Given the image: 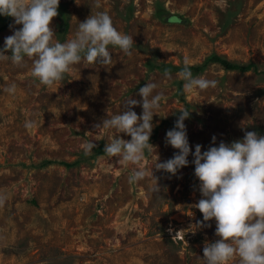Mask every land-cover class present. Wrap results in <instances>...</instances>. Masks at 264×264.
Here are the masks:
<instances>
[{
    "label": "rangeland",
    "instance_id": "rangeland-1",
    "mask_svg": "<svg viewBox=\"0 0 264 264\" xmlns=\"http://www.w3.org/2000/svg\"><path fill=\"white\" fill-rule=\"evenodd\" d=\"M78 2L60 0L54 40L72 38L79 21L106 11L133 37L131 54L109 45L110 65L82 60L51 85L32 76L31 59L22 66L0 59V264H205V242L218 237L214 218L198 225L194 157L175 175L154 165L178 151L166 133L181 108L190 110L184 123L192 151L246 131L264 134V0ZM21 26L0 15V47ZM214 55L254 66L226 68ZM185 57L194 76L217 86L186 92ZM148 81L157 85L153 95L162 94L153 150L137 164L109 157L103 150L116 130L95 126L122 111L129 97L141 100L139 88ZM13 84L14 92L6 91ZM89 141L96 147L86 155ZM137 168L147 174L130 183ZM155 176L159 192L150 188Z\"/></svg>",
    "mask_w": 264,
    "mask_h": 264
},
{
    "label": "clouds",
    "instance_id": "clouds-1",
    "mask_svg": "<svg viewBox=\"0 0 264 264\" xmlns=\"http://www.w3.org/2000/svg\"><path fill=\"white\" fill-rule=\"evenodd\" d=\"M59 3L60 0H0V15L14 17V24L22 25L4 38L0 59L10 58L18 66L24 64L26 57L31 59L32 76L42 84L51 85L62 79L71 65L82 60L110 65L109 45L131 54L133 37L119 31L106 11H92L85 20L79 21L72 38L63 42L54 40L51 21L58 14ZM7 50H11L10 55L6 54ZM181 72L186 92L217 86L214 79L194 76L188 57L184 58ZM156 87L148 81L139 88L141 100L129 97L122 111L108 112L107 118L95 126L97 130H116L117 134L107 139L104 147L109 157L137 164L146 150H153L152 121L155 114H160L157 109L162 98L161 93L153 95ZM14 90V84L6 87L10 93ZM138 104L143 109L140 115L132 107ZM179 110L175 126L166 133V143L178 151L166 161L161 162L158 156L154 168L175 175L190 163V153L194 157L191 163L195 165L194 174L202 194L194 205L203 214L198 225L214 218L218 237L205 242V264H229L235 257L239 258L238 264H264V134L246 131L241 139L230 143L221 141L203 151L202 145L196 144L192 151L184 123L190 110ZM119 133L129 134L131 138L124 139ZM212 139L215 141L216 137ZM95 147V141H89L84 146L85 154H90ZM146 174L143 168L134 169L129 182L142 180ZM155 178L156 183L150 188L159 192L161 186Z\"/></svg>",
    "mask_w": 264,
    "mask_h": 264
},
{
    "label": "trees",
    "instance_id": "trees-1",
    "mask_svg": "<svg viewBox=\"0 0 264 264\" xmlns=\"http://www.w3.org/2000/svg\"><path fill=\"white\" fill-rule=\"evenodd\" d=\"M5 24V23H3ZM2 24V25H3ZM212 60L213 61H218L220 63H222L226 68H231V69H234V68H238L240 70H249L252 68V66H254V64H246V65H241L239 63H233L231 62L230 60L226 59V58H223L221 56H217V55H214L212 57ZM104 151V150H103Z\"/></svg>",
    "mask_w": 264,
    "mask_h": 264
}]
</instances>
